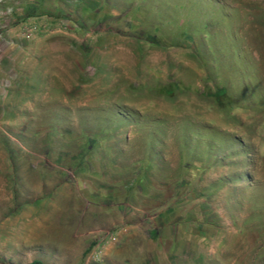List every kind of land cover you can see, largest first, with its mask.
Wrapping results in <instances>:
<instances>
[{
	"label": "rangeland",
	"instance_id": "rangeland-1",
	"mask_svg": "<svg viewBox=\"0 0 264 264\" xmlns=\"http://www.w3.org/2000/svg\"><path fill=\"white\" fill-rule=\"evenodd\" d=\"M0 264H264V0H0Z\"/></svg>",
	"mask_w": 264,
	"mask_h": 264
}]
</instances>
